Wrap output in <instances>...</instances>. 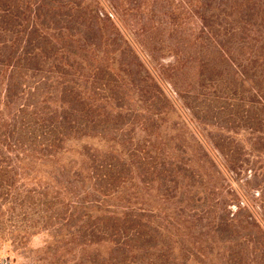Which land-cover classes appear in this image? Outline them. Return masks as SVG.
Listing matches in <instances>:
<instances>
[{"label": "trees", "instance_id": "obj_1", "mask_svg": "<svg viewBox=\"0 0 264 264\" xmlns=\"http://www.w3.org/2000/svg\"><path fill=\"white\" fill-rule=\"evenodd\" d=\"M135 41L222 135L176 134ZM263 157L264 0H0L4 264H264ZM241 171L253 204L218 181Z\"/></svg>", "mask_w": 264, "mask_h": 264}, {"label": "rangeland", "instance_id": "obj_2", "mask_svg": "<svg viewBox=\"0 0 264 264\" xmlns=\"http://www.w3.org/2000/svg\"><path fill=\"white\" fill-rule=\"evenodd\" d=\"M101 9L106 10L109 13V0H101ZM105 27H106V30H108V32L109 30H111V26L109 23H107ZM123 31L127 33L126 35L130 39L131 37H133L132 35L133 33L131 31L129 30L126 31L124 28H123ZM81 38L82 39L78 43L77 47H80V46L86 47V45L89 43L88 41H96V43H98L97 48L100 49L101 47L103 49L107 42L106 39H103L102 41H100L99 39L96 38L94 34H88L86 36H82ZM107 43L109 44V41ZM132 44L137 50L142 61L145 63V70L152 72V74L159 79L158 82L162 85L167 96L172 100V103L176 111L174 112L173 118L170 123L171 125L179 129V131L176 134L181 135V137H184L186 136L188 132L190 133L192 130V131H195L196 137L203 140L204 143H206L207 141L211 143L212 136L222 135V132L213 128L214 126H209L204 123V121L208 123H216V122L210 121L211 119H216L215 117L219 113V112L214 111L213 105L210 106V108L208 109L203 108L199 110V114L194 115L193 113L191 114V112L187 109V105H188L187 101L181 98L180 95L176 93L174 87L169 82L170 77H172L170 72L169 71L166 72V69H164V67L162 66V63L164 62L167 63L171 58H167V59L161 58L159 62L149 57V52L139 47L136 41ZM80 53H83V55H86L84 52H80ZM138 68L139 70H141L143 74L144 72H146L144 68H141L140 66ZM137 77L143 78L142 76L138 74H137ZM183 85H184V81H183ZM153 89L155 90L156 87H153ZM188 97L190 96L188 95ZM132 104H133V107L137 105L134 102ZM166 107L170 109L171 105L169 104ZM205 110L207 112H205ZM210 125H213V124H210ZM229 127L231 129L228 132L223 134V138L227 139V143H232L231 145L235 148V149H232V151H234V155L237 158L243 159L247 156V154L244 153V151L242 153L241 147H243V149L247 151V150H250L252 146L248 142L249 132L247 129L243 127H238L236 125L235 126L229 125ZM212 153L214 155L215 152L212 151ZM250 158H253V157L251 156ZM263 160H264V157H263ZM217 177H218L219 183L221 184H222V180H224L223 182L227 190H230L236 193L238 197H242V200L244 201L246 200L249 203H252V204L254 203V199L252 198L253 193L251 192V190L255 188V185L252 182L253 178L251 179L250 171H241L237 173L232 172V173H229L223 176L220 174H217ZM43 240H44L43 236L35 237L30 242V247L36 248V247L41 246L43 243ZM0 264H4V261H2V258H1V253H0Z\"/></svg>", "mask_w": 264, "mask_h": 264}]
</instances>
